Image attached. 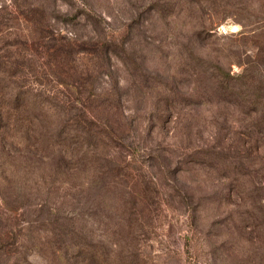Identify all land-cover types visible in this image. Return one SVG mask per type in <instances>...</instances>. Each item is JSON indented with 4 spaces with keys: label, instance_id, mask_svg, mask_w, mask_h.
Masks as SVG:
<instances>
[{
    "label": "rangeland",
    "instance_id": "rangeland-1",
    "mask_svg": "<svg viewBox=\"0 0 264 264\" xmlns=\"http://www.w3.org/2000/svg\"><path fill=\"white\" fill-rule=\"evenodd\" d=\"M60 35L102 54L75 65L105 89L98 117L116 136L88 158L59 126L61 99L79 91L74 70L48 63ZM261 51L264 61V0H0V58L20 71L0 72V264H57L50 222L63 217L75 240L129 248L138 236L157 264H264V157L252 147L238 157L249 151L236 119L248 107L217 91L207 68L240 74ZM14 85L27 107L13 106ZM221 148L239 175L226 174L234 161H190ZM100 154L124 175H103Z\"/></svg>",
    "mask_w": 264,
    "mask_h": 264
},
{
    "label": "trees",
    "instance_id": "trees-1",
    "mask_svg": "<svg viewBox=\"0 0 264 264\" xmlns=\"http://www.w3.org/2000/svg\"><path fill=\"white\" fill-rule=\"evenodd\" d=\"M55 39H57V42L55 43L56 45L50 44L47 41V44L49 43L46 47V54L49 60L48 63H51V65L55 67H59L62 71L67 73L70 71V75L74 70L78 77L75 79L76 87L79 88L76 97L69 99L68 95L64 94L66 99H61V103L58 102L63 111L62 120H60L59 126H61V130H65L64 134L74 132L68 136L69 138L66 139L65 144L76 143L77 150L82 152L81 155L85 158H88L85 150L102 147L106 142L115 141L116 136L112 133L113 131L111 130V126L108 125V122L102 121L100 117H98V112L101 110L106 111L103 110L102 106L104 101H101L98 97V95L104 93L103 90L105 89H100L98 91L89 88L88 85H91V70L88 68L84 70L81 69L77 72L75 65L77 63L78 54L82 52L93 54L95 57L100 58L102 57V54H99L92 49L89 50L82 48L74 39L72 40L69 38V36L60 35L58 37L56 36ZM104 55L106 54L104 53ZM8 56L9 55L5 58H0V72H6L9 76L18 75L20 71L14 70V68L17 67L16 65L13 67V64H10V58V63L8 62ZM197 64L200 66L203 63L198 59ZM207 68L211 71L212 76L216 78L213 87H216L215 89L217 91L222 93L228 91L227 93L234 94V101L241 108H244L245 106L248 107V111L244 115L236 118L240 123L241 130L239 132L247 137L243 142L244 144H247L246 148L249 150L246 151V154H240V151L236 152L238 153V157L250 160L249 155H252L253 151H251L249 147H252L256 151V154H261L260 160H262V156L264 157V61H262V51L252 59V62L247 65L240 74L237 73L236 75H231L228 72L223 76L216 71V68H218L223 72V69L220 66L216 65L213 69H210V67ZM248 71H251L252 74L248 75ZM256 74H260V77H257ZM219 75L220 77L218 78ZM19 89H21V87L15 85L11 87V92H13L12 94L14 96L13 106L15 105V100L18 99L17 105L23 106L22 104H24V106L27 107L26 91ZM45 93L46 92H44V94ZM49 98L51 97L45 94L42 97V102L51 104ZM101 98L104 99V94ZM94 108L96 111H94ZM24 119L32 121L34 118L26 116L22 120ZM158 120L164 119L160 118ZM155 126L158 127V122L154 123V127ZM44 129L45 127L43 126L42 130ZM32 135L34 137L33 133ZM220 135V131H217L216 137ZM240 140H243V138L240 137ZM212 147L214 148V146ZM94 152H96V150H93V155L96 156ZM226 152L227 151H225L224 148H221L220 151H208L203 149L202 151H199L196 157L190 159V161L194 163L211 162V164L209 163L211 169L218 168L219 162L225 160L234 161L235 166L232 167L230 171H227L226 169V174L227 176L229 174L239 175L241 170L237 166L236 161L240 162V160L236 159L235 156L228 159ZM98 160L100 166L103 167V175L107 172L109 175L114 172L117 177L124 175L125 172L121 171L120 166L117 163H110L109 158L106 159L105 156L100 154ZM98 171L101 173L102 169H99ZM233 180L234 184L232 185L233 189L231 192L237 194L241 187H238L237 177ZM156 189L157 186L153 183V190L155 191ZM129 214L136 216L133 212ZM65 219V217L62 218V220ZM62 220L61 218H57L55 221L50 222L53 232L59 235V239L57 240L58 243L49 248V251L56 259L57 264H157L154 260L152 261V259L143 255V252L139 247L138 236L136 238L135 236H131L130 243L128 244L129 248L121 247L117 241H114L113 245L108 247L105 243H95L89 239H85L84 235L78 240L73 239L76 235L79 237V232L76 230L75 224L71 221L66 222ZM138 226L140 229L143 228L139 222ZM128 228L129 233L135 231V228L132 225ZM112 234L116 236V239L121 236V233L118 232V230H112Z\"/></svg>",
    "mask_w": 264,
    "mask_h": 264
},
{
    "label": "built area",
    "instance_id": "built-area-1",
    "mask_svg": "<svg viewBox=\"0 0 264 264\" xmlns=\"http://www.w3.org/2000/svg\"><path fill=\"white\" fill-rule=\"evenodd\" d=\"M220 31H221V32H226L227 29H226V27L222 26V27L220 28Z\"/></svg>",
    "mask_w": 264,
    "mask_h": 264
}]
</instances>
